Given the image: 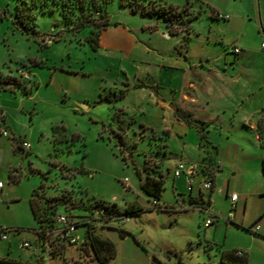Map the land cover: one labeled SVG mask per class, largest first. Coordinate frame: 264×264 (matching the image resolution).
<instances>
[{
    "label": "rangeland",
    "instance_id": "rangeland-1",
    "mask_svg": "<svg viewBox=\"0 0 264 264\" xmlns=\"http://www.w3.org/2000/svg\"><path fill=\"white\" fill-rule=\"evenodd\" d=\"M61 1L67 0H0V85L9 87L11 96H15L13 89L19 93L18 109L11 110L10 124L3 128L8 135H0V181L4 184L0 226L17 229L9 231L8 238H17L18 243L34 240L39 223L30 201L37 191L38 204H58L59 213L81 224L77 233L83 238L88 226L82 223L95 220L96 200L116 204L122 212L130 202L141 205L140 214L130 215L125 224L111 220L115 229L107 233L116 247L113 264L218 263L222 251L250 243L252 237L258 243L252 255L249 251L250 264H264V232L253 229L258 222L263 229L264 221L251 209L246 218L235 209L234 218L228 220L231 196L213 193L211 211L219 218L199 209L176 212L174 207L190 191L185 184L175 188L172 172L165 182L161 209L152 206L151 198L137 194V168L143 169L146 158L151 162V152L158 149L156 132L139 124L146 120L149 94L156 88L151 75L158 79L162 59L167 55L176 59L189 46L193 51L196 41L181 42L177 35L167 39L164 19L133 13L121 0H111L110 24L94 49V26L73 28L75 21L64 17ZM178 1L182 6L188 0ZM209 11L206 5L190 23L194 37L197 29L212 20ZM101 35L104 45L100 47ZM159 90L170 94L167 86ZM124 109L131 110L137 120ZM17 140L29 142L31 148L15 152ZM169 152L175 159L181 155L173 141ZM126 178L131 188L124 185ZM207 219L213 221L210 227L205 225ZM125 228L131 232L124 238L120 229ZM97 233L104 235L99 227ZM207 241L213 244L209 251ZM18 243L9 252L8 240L0 237V255L32 261L30 249L19 248ZM74 253L70 248L52 255L53 260L46 257L44 264H99L92 253L83 250L78 258Z\"/></svg>",
    "mask_w": 264,
    "mask_h": 264
},
{
    "label": "crops",
    "instance_id": "crops-1",
    "mask_svg": "<svg viewBox=\"0 0 264 264\" xmlns=\"http://www.w3.org/2000/svg\"><path fill=\"white\" fill-rule=\"evenodd\" d=\"M168 1L176 6L181 5L178 0ZM188 3L194 12H203L207 5L212 20L197 29L196 38L191 35V24L188 38L185 33L177 34L181 42L191 43L195 40L194 50L189 46L185 51L181 49L176 59H172L175 58L173 55L162 59V64L158 65V79H155L154 74L151 75L156 83L153 87L156 88L149 94V107L144 111L146 120L139 124L144 125L147 131L156 132L157 136L166 133L167 146L161 168L167 179L169 172L174 174L180 160L186 163L188 170L195 167L193 174L186 170L180 176H174L177 190L185 184L190 191L188 198L183 197V203L174 207L176 212L199 209L219 218L218 214L211 211L213 193L228 197L236 193L237 214L242 212V218H246L251 209L256 217L264 221V0H188ZM217 13L227 14L229 18L220 19ZM163 35L167 39L169 35L176 36L170 33ZM103 45L101 35L100 47ZM235 46L241 48L240 53L233 51ZM168 51L171 52L170 49ZM165 86L169 88L170 94L159 90ZM8 89L0 85L1 128L10 124L13 116L11 110L18 109L16 99L19 93L13 89L15 96H11ZM82 104L90 108L89 104ZM124 110L126 115L134 116V122L137 120L131 110ZM201 133L205 136L206 147L201 145ZM172 141L178 144L181 151L177 159L169 156ZM20 143L19 140L14 143L15 152L19 151L17 147ZM204 167H213L215 170L211 192L202 189ZM127 187L131 188V185ZM137 194L145 195L140 181ZM202 201H206V204L202 205ZM130 205L142 209L135 202H130ZM114 223L110 221L107 226H96L95 233L111 240L107 229H115ZM98 227L104 235L97 233ZM36 230L33 241L24 239L18 243L17 238H7L8 249L13 252L17 243L19 248L25 249L22 243L29 241L32 247L26 249H30L32 261L41 258L44 264L46 257L53 260L52 254L44 242L38 241ZM123 230L127 234L131 232L130 228ZM261 231L264 232L262 226ZM77 234L84 240L81 234ZM209 243L212 244L207 241ZM255 243L258 241L252 237L250 243L241 244L235 249L244 251L249 264V251L252 255ZM70 248L76 252L73 255L76 258L82 254L83 250L78 246L67 245L65 251Z\"/></svg>",
    "mask_w": 264,
    "mask_h": 264
},
{
    "label": "trees",
    "instance_id": "trees-1",
    "mask_svg": "<svg viewBox=\"0 0 264 264\" xmlns=\"http://www.w3.org/2000/svg\"><path fill=\"white\" fill-rule=\"evenodd\" d=\"M111 0H67L61 1L63 10L62 14L69 21H75L73 28L77 30L80 27L93 25L92 33L97 34V40L92 42V47L94 49L98 48L99 36L103 30L107 28L110 24L109 13H108V4ZM122 4L128 5L131 8L133 13L139 12L143 15L154 16L164 19L167 23L169 33L171 35H177L180 33H190L191 26L190 23L197 18L201 11L194 12L190 4L184 6H176L173 4H168L163 0H121ZM151 2L153 4H148L146 2ZM58 2V1H57ZM76 16V18H75ZM102 20V21H101ZM122 119L120 120V123ZM122 128L123 125L120 124ZM165 135H160L154 137L158 139L156 143L158 149L151 152L152 161H149V158L144 160L143 169L140 170L137 168V174L140 178V187L143 193L151 198L153 201H157L158 207L160 208V199L162 198L163 191L165 189V182L167 179L166 173L162 170L161 164L164 160V152L166 151V142ZM150 137H153L151 135ZM120 140L123 142V135H120ZM201 145L202 147L207 146L205 136L201 133ZM215 148V147H214ZM17 149H20L18 145ZM213 149V148H212ZM209 153V151H208ZM125 159V157H123ZM205 176L212 178L214 181L215 170L212 167H204L202 169ZM37 194V191H35ZM34 196L31 198L30 206L32 213L39 223V227L36 230L38 241L45 242L50 240L48 236V231L52 230L56 226V216L59 213L58 204H49L47 201L44 206H40L37 200L40 198ZM202 205L206 204V201H202ZM94 207L104 208L106 210L105 221L109 223L112 218L118 215H135L139 214L142 209L137 208L134 205H130L126 208L124 212L119 210L116 205H108L102 200H96L94 202ZM88 226L84 237V243L80 247L86 253H92L93 257L99 264H110L116 257V247L115 244L109 240L102 238L100 235L95 233L92 223H82ZM81 224H78V226ZM11 231V230H10ZM120 235L125 237L127 232L123 229H120ZM55 243L52 241L53 250L50 252L52 255H58L65 251L67 244L63 242L60 238L55 239ZM213 247V244L206 245V251H209ZM238 250H224L221 253V258L218 263H203V264H249L248 257L243 255L240 256L237 254ZM0 264H43V259H38L35 261H24L22 259H11V258H1ZM80 264H85L80 263ZM183 264V263H180Z\"/></svg>",
    "mask_w": 264,
    "mask_h": 264
},
{
    "label": "built area",
    "instance_id": "built-area-1",
    "mask_svg": "<svg viewBox=\"0 0 264 264\" xmlns=\"http://www.w3.org/2000/svg\"><path fill=\"white\" fill-rule=\"evenodd\" d=\"M218 18L220 19H228L229 15L227 14H221V13H217L216 14ZM262 47L264 48V42L262 43ZM233 51L236 53H240L241 52V48L238 46H235L233 48ZM24 77L29 78V74H24ZM0 134L2 135H8V132L0 127ZM21 147L24 150H29L31 148V144L27 141H23L21 143ZM188 170V168L186 167V163L184 161H179L175 170H174V176L178 177L181 175V173L183 171ZM195 170V167H191L189 168L188 172L190 174H193ZM125 186H128L130 181L128 178L124 179L123 181ZM191 183V182H190ZM214 185V181L212 178H209L208 176H205V179L202 181V189L204 190H208V189H212ZM4 186L3 182H0V188H2ZM238 200V194L233 193L231 194V202H232V209L231 212L229 213L228 216V220H231L232 218H234V210L236 209V202ZM152 206L153 207H158V203L157 201H153L152 202ZM106 210L104 208H97L95 210L94 213V218L95 220H91L90 218H88L87 220H85L86 222L89 223H94L97 222V224L101 225L103 223H106L105 219V215H106ZM115 218V219H114ZM112 219L119 221L120 224H125L128 220H129V216L128 215H119L116 216ZM213 223V221L211 219H207L205 222L206 226H210ZM79 222L76 221V219H74L71 215L66 214V213H58L56 216V226L55 228H53L52 230L48 231V236L50 240H46L44 242L45 247L48 249L49 252H51L53 249V244L52 241L55 243V239L56 238H60L63 242H65L68 246H78L81 247L84 243V240H81L80 236L77 234V227H78ZM255 232H259L261 231V224L258 222L254 227H253ZM10 231L9 228H2L0 226V237L2 239H7L8 238V232ZM22 247L23 248H31L32 244L29 241H25L22 243ZM237 254L240 256L244 255V251L243 250H238Z\"/></svg>",
    "mask_w": 264,
    "mask_h": 264
}]
</instances>
